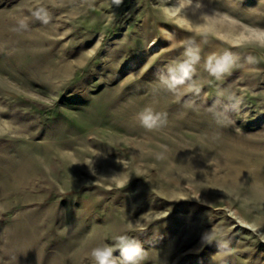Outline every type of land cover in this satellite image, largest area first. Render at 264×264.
<instances>
[{
  "label": "rangeland",
  "instance_id": "1",
  "mask_svg": "<svg viewBox=\"0 0 264 264\" xmlns=\"http://www.w3.org/2000/svg\"><path fill=\"white\" fill-rule=\"evenodd\" d=\"M190 41L201 91L174 95ZM120 233L142 264H264V0H0V264H95Z\"/></svg>",
  "mask_w": 264,
  "mask_h": 264
},
{
  "label": "clouds",
  "instance_id": "2",
  "mask_svg": "<svg viewBox=\"0 0 264 264\" xmlns=\"http://www.w3.org/2000/svg\"><path fill=\"white\" fill-rule=\"evenodd\" d=\"M113 2L118 5L122 0H113ZM33 15L37 19H42L44 23L48 22L39 13H34ZM28 27V20L24 18L18 22V27L13 30L23 31L27 30ZM183 55L184 59L175 62L164 71L158 73L159 83L165 90L174 95H181V89L185 86L188 87L189 91L198 95L201 88L196 84L194 74L197 65L201 62V49L194 41H190L185 46ZM239 59L236 54L230 51H225L222 54L212 53L207 56L204 67L212 78L220 81L238 65ZM249 60L251 61L252 58L250 57ZM233 102L232 97H227L224 100H218L208 110L214 115L222 112L226 117L227 111L230 110V105ZM188 106L194 107L195 101L189 102ZM136 119L140 126L149 131L162 128L167 124V114L155 111L152 107L142 109L137 113ZM161 158H163L162 154ZM201 239L205 244L212 242V238L207 233L203 234ZM116 252L119 253L118 256L114 255ZM89 256L95 264H142L146 259V252L139 239L127 233H120L113 237L112 244L104 243L92 248Z\"/></svg>",
  "mask_w": 264,
  "mask_h": 264
}]
</instances>
